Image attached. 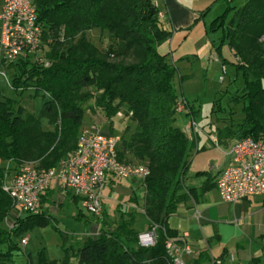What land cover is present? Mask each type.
Returning <instances> with one entry per match:
<instances>
[{"label": "trees", "instance_id": "trees-1", "mask_svg": "<svg viewBox=\"0 0 264 264\" xmlns=\"http://www.w3.org/2000/svg\"><path fill=\"white\" fill-rule=\"evenodd\" d=\"M154 1L32 0L49 65L44 67L32 57L7 64L17 73L10 81L14 91L30 88L34 96L45 94L46 99L38 115L24 116L21 106L13 109L14 100L0 98V160L16 164L26 160L45 169L55 166L74 150L84 105L93 99L108 120L122 110L134 125L121 149L118 142L119 159L149 168L142 180L141 215L148 228L156 226L155 243L139 245L137 214L124 212L112 229L86 238L72 253L75 264H169L164 240L174 232L167 220L179 203L196 201L206 187L185 183L195 141L175 124L177 67L168 54L158 51L171 31L163 27ZM235 1L225 0L224 11L209 25L211 31L221 30V44L233 51L232 60L222 62L231 64L242 83L232 100L242 103L243 117L234 130H221L219 138L230 133L232 138L256 139L264 134V0H241L238 6ZM92 29L108 35L104 51L86 36ZM188 108L194 117L197 111L189 103ZM41 117L51 128L41 127ZM6 174L0 166V264L12 263L20 250L15 238L50 223L40 212L16 217L10 229L2 227L12 208L2 188ZM38 255L37 264H54L43 250ZM68 258L61 264H71Z\"/></svg>", "mask_w": 264, "mask_h": 264}, {"label": "crops", "instance_id": "crops-1", "mask_svg": "<svg viewBox=\"0 0 264 264\" xmlns=\"http://www.w3.org/2000/svg\"><path fill=\"white\" fill-rule=\"evenodd\" d=\"M223 2L225 0H155L156 6L163 13L160 16L163 27L171 31V36L158 47V51L168 54L177 67L175 77L184 73L190 76L193 67L200 65L205 58L209 59L212 55L215 60L220 59V67L223 71L229 63H223L222 60H232L233 51L228 49L225 43L220 42L222 32L216 38L211 37L213 33L221 30H209L211 21L225 9L226 2L219 13ZM223 46L227 48L232 58L227 56L228 54H222ZM0 67H3L1 74L10 86L7 77L3 74L7 65L0 61ZM9 70L14 71V68ZM233 75V80H237L234 73ZM0 96L5 97L1 93ZM182 99L185 100L184 97L177 96V101ZM239 104L242 108V103ZM84 108L80 130L94 127L101 134L117 136L114 132L117 123L115 117L112 120L105 118L93 99L86 103ZM242 117L240 115L239 121L232 123L218 121L216 118L207 126L201 127L199 129L201 133L195 131L188 135L195 141L190 162L204 153L205 149H209L211 144L216 148L212 156L207 159L209 168H205L200 163L202 165L186 173V185L198 189L205 185V189L197 195L196 201L190 199L179 203L175 213L167 220V225L174 235L184 236L192 247V254L186 257L188 264H214V259H220L224 264H264V195L225 202L221 200L215 186L217 176L230 160L229 148L237 139L232 138L230 133H224L219 138V132L223 129L234 130ZM110 121L113 124V131L109 130ZM6 162L7 174L4 182L8 183L18 166L12 161ZM10 165L13 167L11 168ZM8 170H11L10 173ZM143 192V183L140 179L107 178L101 189L100 212L93 215L85 210L78 196L64 191L60 182L53 180L40 197V212L50 219L49 224L54 228L57 227L58 235L61 234L62 237L58 242L60 252L52 259V263L61 264L63 258L68 256L69 263L75 264L76 259L72 253L86 238H96L102 231L112 229L121 213L134 211L137 214L134 228L138 233L143 232L148 228L147 220L141 215ZM11 210L1 224L5 229L11 227V224L6 226L7 219H11L13 223L14 211ZM14 213L17 217L26 216L24 213ZM24 236L28 237V241L25 245H21L20 239ZM15 241L20 250L9 264H37V258L35 259L32 252L26 248L30 241L28 231L15 238Z\"/></svg>", "mask_w": 264, "mask_h": 264}, {"label": "built area", "instance_id": "built-area-1", "mask_svg": "<svg viewBox=\"0 0 264 264\" xmlns=\"http://www.w3.org/2000/svg\"><path fill=\"white\" fill-rule=\"evenodd\" d=\"M162 14L160 11L159 16ZM42 37L43 27L32 0H3L0 9L2 63L7 65L20 58L35 57L39 64L48 66L46 58L36 55L44 45ZM219 80H222L221 76ZM174 110L175 113L189 111L187 101L178 100ZM117 115L122 114L118 111ZM190 118V124L183 130L187 135L196 127L194 118ZM118 142L119 137L101 134L90 127L80 130L74 150L55 166L45 169L32 163L19 164L10 181L2 186L11 198L12 210L18 214L40 213V197L56 179L64 191L81 199L87 212L99 214L101 189L107 178L143 180L149 174L147 165L119 159ZM229 154L227 166L215 181L221 200L232 202L264 195V134L256 139L250 136L236 139ZM156 237V226H152L138 234V243L144 247L152 246ZM27 241L28 237L24 236L20 244L25 245ZM164 248L169 264H188L186 257L192 254V247L184 236L165 237ZM229 260H232L231 256ZM213 263L224 264L220 259H214Z\"/></svg>", "mask_w": 264, "mask_h": 264}, {"label": "rangeland", "instance_id": "rangeland-1", "mask_svg": "<svg viewBox=\"0 0 264 264\" xmlns=\"http://www.w3.org/2000/svg\"><path fill=\"white\" fill-rule=\"evenodd\" d=\"M241 0H236L233 5L238 6ZM2 0H0V5ZM222 3V2H221ZM225 2H223V7L219 11V13L223 10ZM221 31H217V33H211L212 38L218 37ZM86 36L91 40L99 49L105 50L109 45V38L108 35L100 31L99 29H92L86 33ZM41 49L37 52V56L42 58L44 57V53L47 50L45 46L46 43ZM215 53V52H214ZM222 54L230 56L228 50L225 46L222 47ZM217 55V54H216ZM219 57V56H218ZM217 57V58H218ZM232 58V55L230 56ZM228 58V57H227ZM37 58H33L34 62L38 63ZM47 59V58H46ZM49 61V59H47ZM220 59L215 60L213 55L207 59L205 58L201 64L196 65L191 70V75L186 76L184 73L183 78L179 80L176 76L174 79V86L176 90V94L178 97H184L185 100L192 104L194 109L197 111V114L193 117L196 127L195 131H200L199 129L203 126H207L210 121L217 118L218 121L222 122H238L240 115L243 116V113L240 112L241 105L239 103H234L232 98L237 94H240V85L241 80H233V67L228 64L224 71L221 70L220 67ZM44 66L43 64H41ZM45 67V66H44ZM0 67V93L5 96V98H10L14 100L16 103L13 106V109L16 110L18 106H21L24 110L23 115H38L39 110L43 101L46 99L45 94H39L38 96H34L32 89H25L23 91H14L7 81L5 77L1 74L4 69ZM190 73V72H188ZM16 71H10L8 67H5L4 75L7 77L8 82L10 83L11 79L16 75ZM235 74V73H234ZM218 76L222 77V80L218 79ZM91 89V88H88ZM226 89V90H225ZM0 98H3L0 96ZM88 103V102H87ZM232 107V108H230ZM230 108V111H229ZM87 109V108H86ZM189 110V108H188ZM229 111V112H228ZM122 114V110H119ZM189 111L183 113H176L175 114V124L182 130H184L190 124V115H188ZM117 114V113H116ZM225 116V117H223ZM112 120V119H111ZM115 120H117L116 126L114 127L115 134L119 137V149H121V142L123 138H126L132 131H134V125L129 122V120L122 114V116L115 115ZM41 127L43 129L51 128L48 126L47 119L41 117L40 119ZM227 123V124H228ZM109 130L113 131V124L109 125ZM201 133V132H199ZM193 134V133H192ZM190 136V134H189ZM216 151V148L211 144L209 149H205L204 153L199 154L194 160L190 162L186 173L192 172L194 169L197 168L198 165H202L205 168H209V162L207 159L212 156V153ZM22 163H32L36 165V163L29 162V161H22ZM202 163V164H200ZM17 164V166L19 165ZM7 162L6 160H0V166L6 167ZM12 168L13 165H10ZM10 169V168H9ZM11 170H8V172ZM10 173V172H9ZM12 211V210H11ZM13 223L11 219H7L6 226L11 224V227L14 224V220L17 215L13 212ZM10 227V228H11ZM61 228V225H59ZM57 227H53L51 224H47L44 226H36L32 229L28 230V236L30 241L27 245V249L32 252L34 255L33 257L38 261V252L40 250L44 251V255L49 261H53L52 259L56 258L60 252L58 242L60 239L62 240L61 234L58 235ZM58 228V229H60ZM35 229V230H33ZM137 229H139L137 227ZM146 228L144 231H147Z\"/></svg>", "mask_w": 264, "mask_h": 264}]
</instances>
